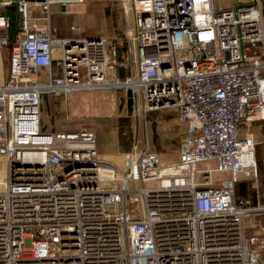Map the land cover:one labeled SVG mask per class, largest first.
<instances>
[{
    "label": "built area",
    "instance_id": "1",
    "mask_svg": "<svg viewBox=\"0 0 264 264\" xmlns=\"http://www.w3.org/2000/svg\"><path fill=\"white\" fill-rule=\"evenodd\" d=\"M213 1L122 0L123 49L57 38L52 6L84 0L0 1V264H264V229L245 225L264 209L235 197L241 175L257 185L256 143L241 128L264 120L262 0ZM96 89L127 93L137 121L175 109L188 127L177 160L137 135L121 170L99 158L94 130L42 129L43 96L61 95L72 119L68 98Z\"/></svg>",
    "mask_w": 264,
    "mask_h": 264
},
{
    "label": "rangeland",
    "instance_id": "2",
    "mask_svg": "<svg viewBox=\"0 0 264 264\" xmlns=\"http://www.w3.org/2000/svg\"><path fill=\"white\" fill-rule=\"evenodd\" d=\"M234 0H214L216 9L227 8ZM130 19L133 24V11L130 10ZM125 15L122 0H84L78 3V7H72L71 14L57 15V38H62L74 24L77 30L71 31V36L96 37L98 34L116 39L122 46L124 41ZM128 97V96H127ZM128 98L123 96L122 91L113 90L105 93L101 89L93 92L73 94L68 98L72 119L66 118L65 99L62 100V108L59 109L56 101L47 99L42 108V120L47 121L48 129L60 130L67 124L68 130L75 127H88L94 130L97 138L99 158L105 163L125 169L128 159V151L133 145L135 137L146 143L150 149L159 150L164 164L175 162L178 158L176 151L182 138L188 133V127L177 120L166 110L158 109L141 116L139 121L131 113ZM58 107V109H57ZM63 116V119L60 116ZM175 118L176 124L166 122L169 118ZM65 120V121H64ZM70 120V121H67ZM42 121V122H43ZM214 160L198 164V169L215 167ZM0 160V168L2 169ZM229 172H214L215 180L229 178ZM241 179H243L241 175ZM129 203V207H131ZM246 227L250 230L264 229V212L256 219L251 214L245 220Z\"/></svg>",
    "mask_w": 264,
    "mask_h": 264
},
{
    "label": "crops",
    "instance_id": "3",
    "mask_svg": "<svg viewBox=\"0 0 264 264\" xmlns=\"http://www.w3.org/2000/svg\"><path fill=\"white\" fill-rule=\"evenodd\" d=\"M72 7H78V4H75ZM262 7H263V0H262ZM71 9L69 12L70 14H71ZM52 11L53 13H52L51 21H52V25L56 28V35H57V25H56L57 15H63V14H69V13L63 12L61 7L58 5H53ZM263 15H264V11H263ZM73 25L74 24L70 26H73ZM71 31L73 30H71V27H70L69 31L62 38H77V36L76 37L71 36ZM81 37H85V36L81 35ZM8 69H9V51L8 49H2L0 50V83L7 77ZM122 94L123 96L128 98L127 93L122 92ZM245 132H250L256 143L255 157L257 160V164H258V176L263 178L264 177V120H254L249 124V126L242 127L241 133L243 134ZM240 181L250 183V181L247 180L246 178H243ZM252 204L253 205L258 204L262 207V209H264V205L259 200H256L255 202L252 201ZM263 211L264 210H262L258 214H261Z\"/></svg>",
    "mask_w": 264,
    "mask_h": 264
},
{
    "label": "trees",
    "instance_id": "4",
    "mask_svg": "<svg viewBox=\"0 0 264 264\" xmlns=\"http://www.w3.org/2000/svg\"><path fill=\"white\" fill-rule=\"evenodd\" d=\"M263 11H264V0H263ZM97 36H102V35L101 34H98ZM124 47H125V44L123 45L122 49ZM120 75L121 76H124L125 75V72L121 71L120 72ZM51 98H52L53 101H56V103L59 106V109L61 110V108H62V100H63V97L61 95H45L41 99V105H43V103L45 101H48L47 99H51ZM128 105L131 106L130 100H128ZM57 109H58V107H57ZM41 110H42V108H41ZM166 111L169 112L172 116H174L178 120V116H177V113H176L175 109L170 108V109H168ZM60 118L63 119V116L61 115ZM175 118H172L171 117L166 122L169 123V121H171V123H170L171 125L173 123L176 124L177 122H176ZM72 123L74 124V128H73L74 130H78V129L82 128V127H79V128L75 127V125L77 124L76 122L74 123L72 121L71 124ZM65 124L66 125H63V130H68L66 126L69 123L65 122ZM41 127L44 130L48 129V123H47V121L44 120L42 122V126ZM89 129H91V128H89ZM151 150H153V149H151ZM179 150H180V144H178V147H177L176 151L179 153ZM153 151H156L160 155V152L161 151H159V150H153ZM235 197H236L237 200H240V199H250L251 202L252 201L255 202L256 200H259L264 205V177L263 178H261L259 176L257 177V185L256 186H253L252 184L247 183V182H241V181H239L236 184ZM254 215H255V218L256 219H258L261 216V214H254Z\"/></svg>",
    "mask_w": 264,
    "mask_h": 264
},
{
    "label": "water",
    "instance_id": "5",
    "mask_svg": "<svg viewBox=\"0 0 264 264\" xmlns=\"http://www.w3.org/2000/svg\"><path fill=\"white\" fill-rule=\"evenodd\" d=\"M6 15L8 17V35L9 38H11L16 30L17 25V12L15 3L6 7Z\"/></svg>",
    "mask_w": 264,
    "mask_h": 264
}]
</instances>
